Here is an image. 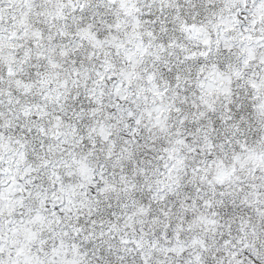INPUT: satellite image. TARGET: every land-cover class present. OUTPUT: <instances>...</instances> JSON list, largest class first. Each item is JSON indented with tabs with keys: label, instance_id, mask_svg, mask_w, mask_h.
<instances>
[{
	"label": "snow or ice",
	"instance_id": "snow-or-ice-1",
	"mask_svg": "<svg viewBox=\"0 0 264 264\" xmlns=\"http://www.w3.org/2000/svg\"><path fill=\"white\" fill-rule=\"evenodd\" d=\"M0 264H264V0H0Z\"/></svg>",
	"mask_w": 264,
	"mask_h": 264
}]
</instances>
